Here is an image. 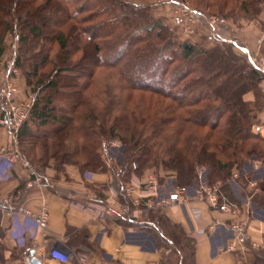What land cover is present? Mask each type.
<instances>
[{"label": "trees", "instance_id": "obj_1", "mask_svg": "<svg viewBox=\"0 0 264 264\" xmlns=\"http://www.w3.org/2000/svg\"><path fill=\"white\" fill-rule=\"evenodd\" d=\"M111 1L117 14L97 6L98 0H0V32L17 28L22 45L16 64L27 66V82L36 92L18 146L34 162L53 159L58 169L73 163L85 172L114 171L121 186L153 166L189 184L197 167L208 165L210 180L221 182L235 200L228 183L233 171L252 157L264 162V135L253 129L264 108V72L233 46L175 41L147 6L130 9ZM48 35L60 47L59 60L43 76V67L53 62ZM101 72L119 76L115 89L97 86ZM116 139L126 146L124 156L109 150ZM102 150H108L106 157ZM262 175L253 198L264 209V167ZM252 176L242 171L239 182L246 185ZM118 195L131 204L124 190ZM141 225L169 250L161 264H196L195 238L159 208H150ZM225 233L220 228L217 239ZM252 251L253 264H264V245Z\"/></svg>", "mask_w": 264, "mask_h": 264}, {"label": "crops", "instance_id": "obj_2", "mask_svg": "<svg viewBox=\"0 0 264 264\" xmlns=\"http://www.w3.org/2000/svg\"><path fill=\"white\" fill-rule=\"evenodd\" d=\"M257 41H261L258 48ZM257 41L244 45L234 40V44L241 51L249 53V57L263 56L264 39L257 38ZM252 49L259 50L251 55ZM260 84L264 88V79ZM22 86L20 91L23 90ZM258 119L253 129L264 135V108L258 112ZM10 144L18 145L17 139L8 127L0 125V147ZM30 161L38 167L43 177L41 184L32 187L27 186L30 175L27 166L0 158V194L6 196L20 192V203L34 212L47 205L49 228L43 232L28 216L1 212L0 264H36L32 261L34 256L40 264H63L50 255L54 244H60L71 252V258L65 264H83L80 259L82 256L85 257L84 264H161L169 250L160 246L155 234L142 228L148 210L135 206L132 208V221L123 222L124 219L114 216L98 215L100 207L89 202L100 200L102 196L113 209H119L123 202L114 191L119 182L112 171L85 172L73 163H65L58 169L53 159L48 165ZM243 169L249 170L250 164H245ZM262 174L263 168L257 173L259 182L263 179ZM146 175L138 177L132 174L129 182L144 180ZM250 180L246 185L240 183L241 195L243 199L249 197L252 202L254 214L249 222L248 233L258 248L264 245V209L253 198V192L259 191L260 187L253 186ZM135 193L142 198L148 197V193L140 192V188ZM193 206L199 208L200 224L203 226H208L216 219L227 220L229 217L227 213L215 210L200 200H195ZM162 213L173 224L181 225L187 233H194L195 224L187 207L168 208ZM217 236L215 234L211 238L200 234L195 237L196 264H253L252 249L246 252L218 251L217 246L222 239L218 240Z\"/></svg>", "mask_w": 264, "mask_h": 264}, {"label": "built area", "instance_id": "obj_3", "mask_svg": "<svg viewBox=\"0 0 264 264\" xmlns=\"http://www.w3.org/2000/svg\"><path fill=\"white\" fill-rule=\"evenodd\" d=\"M192 11L195 16L201 14L197 9H193ZM219 21H224V18L213 16L211 19L213 25ZM252 61L255 67L264 72V56L258 55ZM19 73V66L14 60L10 61L1 71L0 82V93L3 99V104H0V125L8 127L15 138H17L20 126L30 118L36 98L34 91H29L23 97L19 96ZM0 158H4L10 163L19 162L30 169V175L27 180L28 187L39 185L43 182V177L38 167L32 164L18 145L10 144L0 147ZM249 164V170L244 171L243 168L235 169L228 179L229 186L231 187L230 191L235 200L225 192L221 182L210 180V167L208 165H199L197 167V177L189 184L180 183L175 173L165 174L161 179L158 174L150 172L144 180L138 179L134 182L126 183L125 186H121L117 174L112 171L119 182L118 186L114 187V191L119 193L120 189L124 190L130 198L131 204L123 202L116 211L104 199L90 200L89 202H94L97 208L100 207L98 215L102 217L114 216L121 219L133 218L132 208L135 206L142 207L145 211L150 208H159L161 211H164L168 208L184 206L187 207L195 224L196 229L191 234L194 238L200 234H205L212 238L220 228H224L226 229V233L221 243L217 246V250L246 252L249 249L257 248V243L250 240L248 233V226L254 214V209L251 199L249 197L243 199L241 195L239 178L242 171H253L254 175L250 181L253 186L258 187L259 177L257 173L264 166L263 162L257 157H252L249 160ZM138 188H140V192L148 193V197L142 198L136 194L135 191ZM20 196V192L6 196L0 194V213L7 212L11 215L28 216L37 223L43 232H47L49 228L48 206L43 205L38 212H34L20 203ZM195 200L206 202L211 208L227 213L229 215L228 219H216L208 226L201 225V212L199 208L193 206ZM50 255L65 264L70 260L72 254L60 244H54L50 249ZM80 259L84 264L85 257L82 256Z\"/></svg>", "mask_w": 264, "mask_h": 264}, {"label": "rangeland", "instance_id": "obj_4", "mask_svg": "<svg viewBox=\"0 0 264 264\" xmlns=\"http://www.w3.org/2000/svg\"><path fill=\"white\" fill-rule=\"evenodd\" d=\"M97 1V0H94ZM121 1L132 6L143 5L150 9V13L154 17L159 18L167 26L173 36V39L177 42L190 40L192 42L206 46L207 48H214L216 46H233L234 50L245 56L248 61L254 65L252 59L256 57L250 56L249 53L241 51V49L234 44V40L239 44L249 45L251 42L254 43L264 39V0L257 2L254 6L247 8V4L251 0H114V2ZM98 5L108 6L112 14H117L120 10L116 4L111 0L99 1ZM246 8V9H245ZM193 9H197L201 12L199 16L193 14ZM132 14L131 11L126 10ZM132 15L137 17V20H141L140 16L133 13ZM119 19L121 16L115 15ZM213 16L224 18V21H219L216 24L211 23ZM215 26V27H214ZM52 29V28H51ZM48 29V30H51ZM168 32V33H170ZM3 36V45L5 47L0 61V82H1V71L7 66L8 62L15 61L19 48L22 43L18 40L17 28L2 30L0 37ZM35 40H33L34 42ZM38 43L39 40H36ZM42 42V41H40ZM261 41L256 42V46H260ZM35 43V42H34ZM36 43L35 47L38 46ZM47 46L50 45L53 51L52 59L53 62L43 67V76H46L50 72H53L54 67L58 59L59 45L52 36L48 35L46 38ZM263 49V44H262ZM259 50V49H257ZM257 50H253L250 53L254 54ZM80 54H77V58ZM264 56V55H263ZM177 62H182L178 60ZM177 63V64H180ZM55 65V66H54ZM255 66V65H254ZM20 73L18 76V83L21 87L19 96H26L29 91H34L33 85H29L25 75V70L19 67ZM104 77L98 80L97 86H102L108 83L111 89H115L117 83H119V76L116 74H107L101 72ZM101 77V75H100ZM107 87V86H106ZM35 92V91H34ZM36 93V92H35ZM3 102L2 95L0 93V104ZM125 145L120 139H116L112 142L110 151L113 154H117L118 157L124 156ZM36 151L41 153L40 146H37ZM35 151V152H36ZM102 155L106 157L108 150H102ZM120 153V154H119ZM37 154V153H36ZM153 172L159 176H164L168 173H175L167 171L163 167L153 166L152 168L145 171L146 174ZM139 177V176H138ZM143 177V175L141 176Z\"/></svg>", "mask_w": 264, "mask_h": 264}, {"label": "water", "instance_id": "obj_5", "mask_svg": "<svg viewBox=\"0 0 264 264\" xmlns=\"http://www.w3.org/2000/svg\"><path fill=\"white\" fill-rule=\"evenodd\" d=\"M32 261L35 262L36 264H40V261L38 260L36 256L32 258Z\"/></svg>", "mask_w": 264, "mask_h": 264}]
</instances>
